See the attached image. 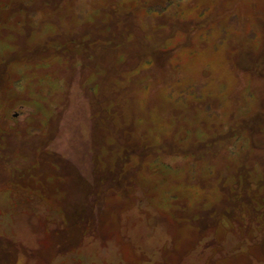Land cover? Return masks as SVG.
I'll return each mask as SVG.
<instances>
[{"label": "rangeland", "instance_id": "374dc122", "mask_svg": "<svg viewBox=\"0 0 264 264\" xmlns=\"http://www.w3.org/2000/svg\"><path fill=\"white\" fill-rule=\"evenodd\" d=\"M0 264H264V0H0Z\"/></svg>", "mask_w": 264, "mask_h": 264}]
</instances>
